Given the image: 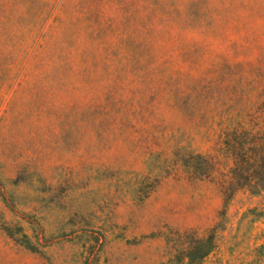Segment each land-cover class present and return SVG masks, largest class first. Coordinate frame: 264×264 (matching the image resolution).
I'll use <instances>...</instances> for the list:
<instances>
[{
    "label": "rangeland",
    "instance_id": "1",
    "mask_svg": "<svg viewBox=\"0 0 264 264\" xmlns=\"http://www.w3.org/2000/svg\"><path fill=\"white\" fill-rule=\"evenodd\" d=\"M263 90L264 0H0V264H264L186 167Z\"/></svg>",
    "mask_w": 264,
    "mask_h": 264
},
{
    "label": "trees",
    "instance_id": "2",
    "mask_svg": "<svg viewBox=\"0 0 264 264\" xmlns=\"http://www.w3.org/2000/svg\"><path fill=\"white\" fill-rule=\"evenodd\" d=\"M214 147L190 157L191 179L209 180L231 200L239 191H264V90L246 116L219 124Z\"/></svg>",
    "mask_w": 264,
    "mask_h": 264
}]
</instances>
